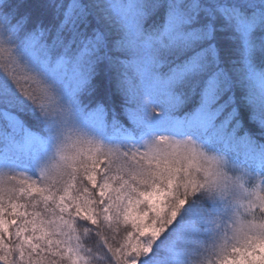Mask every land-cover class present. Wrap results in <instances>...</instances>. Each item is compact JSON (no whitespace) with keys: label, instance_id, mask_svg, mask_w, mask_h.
Instances as JSON below:
<instances>
[{"label":"snow or ice","instance_id":"1","mask_svg":"<svg viewBox=\"0 0 264 264\" xmlns=\"http://www.w3.org/2000/svg\"><path fill=\"white\" fill-rule=\"evenodd\" d=\"M0 264H264V0H0Z\"/></svg>","mask_w":264,"mask_h":264},{"label":"trees","instance_id":"2","mask_svg":"<svg viewBox=\"0 0 264 264\" xmlns=\"http://www.w3.org/2000/svg\"><path fill=\"white\" fill-rule=\"evenodd\" d=\"M88 243L91 244V243H94V241L90 240V241H88Z\"/></svg>","mask_w":264,"mask_h":264}]
</instances>
